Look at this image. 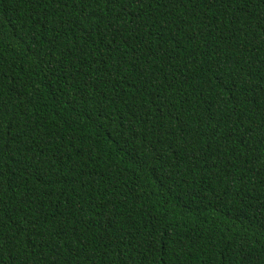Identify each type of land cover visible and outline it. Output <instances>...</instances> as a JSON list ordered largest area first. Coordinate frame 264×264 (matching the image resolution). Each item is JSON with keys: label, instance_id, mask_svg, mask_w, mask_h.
<instances>
[{"label": "trees", "instance_id": "16d2710c", "mask_svg": "<svg viewBox=\"0 0 264 264\" xmlns=\"http://www.w3.org/2000/svg\"><path fill=\"white\" fill-rule=\"evenodd\" d=\"M0 264H264V0H0Z\"/></svg>", "mask_w": 264, "mask_h": 264}]
</instances>
